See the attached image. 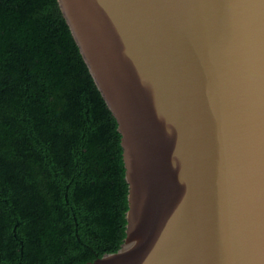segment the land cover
I'll return each mask as SVG.
<instances>
[{
  "label": "water",
  "instance_id": "obj_1",
  "mask_svg": "<svg viewBox=\"0 0 264 264\" xmlns=\"http://www.w3.org/2000/svg\"><path fill=\"white\" fill-rule=\"evenodd\" d=\"M114 116L119 247L83 264H264V0H57Z\"/></svg>",
  "mask_w": 264,
  "mask_h": 264
},
{
  "label": "trees",
  "instance_id": "obj_2",
  "mask_svg": "<svg viewBox=\"0 0 264 264\" xmlns=\"http://www.w3.org/2000/svg\"><path fill=\"white\" fill-rule=\"evenodd\" d=\"M114 116L57 0H0V264H83L124 237Z\"/></svg>",
  "mask_w": 264,
  "mask_h": 264
}]
</instances>
